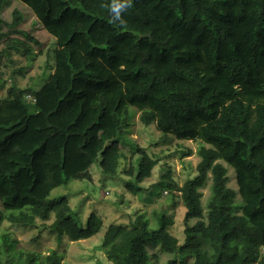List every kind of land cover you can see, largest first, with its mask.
<instances>
[{"label":"trees","instance_id":"obj_1","mask_svg":"<svg viewBox=\"0 0 264 264\" xmlns=\"http://www.w3.org/2000/svg\"><path fill=\"white\" fill-rule=\"evenodd\" d=\"M18 1L56 43L38 78L47 83L20 87L13 56L41 42L18 9L4 18L0 0V264H64L57 249L19 248L11 227L40 223L72 242L101 231V217L84 228L68 199L51 198L70 180L92 183L99 159L103 176L142 194L158 161L130 137L137 114L200 144L194 178L179 186L167 173L151 192L180 199L184 241L167 211L141 213L108 227L107 260L154 264L159 247L168 264H264V0Z\"/></svg>","mask_w":264,"mask_h":264},{"label":"rangeland","instance_id":"obj_2","mask_svg":"<svg viewBox=\"0 0 264 264\" xmlns=\"http://www.w3.org/2000/svg\"><path fill=\"white\" fill-rule=\"evenodd\" d=\"M4 18L7 21L12 20V13L15 9L25 14V21L21 24V28L32 32L41 42V47L37 49L32 56L14 55L15 68L23 67L22 72L13 74L14 81L20 86L25 87L33 84V79L42 76L46 63L51 62L50 56H53L56 40L48 35L45 30L36 23L35 17L30 15L28 11L20 5L18 0H6L4 5ZM53 52L51 53V51ZM49 60V61H48ZM13 69V68H12ZM8 69V74L10 73ZM49 74L44 80L36 85V91L40 90L48 81ZM10 84V81H8ZM1 96H5L6 92H0ZM131 139L144 149L153 159L158 161V165L153 171L151 178L145 180L142 184L144 191L140 195H132L127 189L121 185H115L117 180L106 178L103 176L100 168V159L95 162L90 173L93 176V182L70 180L64 185L52 192L51 198H66L70 201V205L75 212V217L80 226L86 227L90 215L95 214L102 218L103 227L101 231L91 239L72 242L68 238L62 239L48 229L42 228L39 223L36 227L18 228L11 227L9 230L16 233L19 239V248L30 249L37 252L47 253L49 249H57L60 253H65L64 264H113L109 262L103 252V238L111 225H128L137 215L144 213L151 219L154 212L167 211V216L174 220L172 231L174 235L182 243L184 241V225L183 219L185 208L180 199L175 205L170 206L167 199L169 190H158V193L152 195L153 186L158 185L163 177L168 173L169 180L176 185L182 186L189 178L197 175V165L200 158L197 155L199 143L189 140H178L173 136L164 137L158 132L154 125L146 128L139 121V114L134 119L132 127ZM191 150L193 155L189 156L188 151ZM228 175L231 178L229 186L237 189L235 183V172L227 166ZM209 189L204 190L203 203H206L209 197ZM41 222V221H39ZM53 220L47 222L52 223ZM154 222V220H152ZM152 225H156L154 222ZM8 225L4 229H8ZM41 228V229H40ZM149 253L154 264H168L173 258L165 254L159 247L149 248ZM157 258V259H156ZM179 264V262H178ZM192 264V263H190Z\"/></svg>","mask_w":264,"mask_h":264}]
</instances>
